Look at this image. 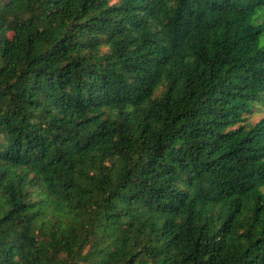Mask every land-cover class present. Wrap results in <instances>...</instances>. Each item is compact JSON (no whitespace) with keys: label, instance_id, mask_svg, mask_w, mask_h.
Masks as SVG:
<instances>
[{"label":"trees","instance_id":"1","mask_svg":"<svg viewBox=\"0 0 264 264\" xmlns=\"http://www.w3.org/2000/svg\"><path fill=\"white\" fill-rule=\"evenodd\" d=\"M264 0H0V264H264Z\"/></svg>","mask_w":264,"mask_h":264},{"label":"rangeland","instance_id":"2","mask_svg":"<svg viewBox=\"0 0 264 264\" xmlns=\"http://www.w3.org/2000/svg\"><path fill=\"white\" fill-rule=\"evenodd\" d=\"M264 115V106L261 107V109L257 112H255L251 117L250 120L253 122H256L259 118H261Z\"/></svg>","mask_w":264,"mask_h":264}]
</instances>
